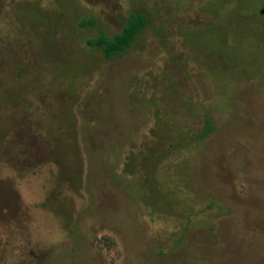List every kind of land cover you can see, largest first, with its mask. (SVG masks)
Listing matches in <instances>:
<instances>
[{"label": "rangeland", "instance_id": "rangeland-1", "mask_svg": "<svg viewBox=\"0 0 264 264\" xmlns=\"http://www.w3.org/2000/svg\"><path fill=\"white\" fill-rule=\"evenodd\" d=\"M0 264H264V0H0Z\"/></svg>", "mask_w": 264, "mask_h": 264}, {"label": "trees", "instance_id": "trees-1", "mask_svg": "<svg viewBox=\"0 0 264 264\" xmlns=\"http://www.w3.org/2000/svg\"><path fill=\"white\" fill-rule=\"evenodd\" d=\"M91 20H83L82 25L90 24ZM148 23V17L144 12H132L123 28L114 36L101 33L96 38L90 39L88 44L100 48L107 59H116L123 56L129 50L134 40L143 31ZM206 125L201 136H205L212 130L209 117H206Z\"/></svg>", "mask_w": 264, "mask_h": 264}]
</instances>
